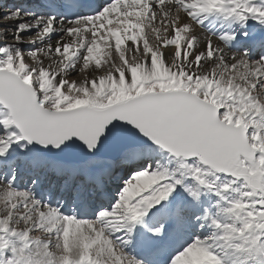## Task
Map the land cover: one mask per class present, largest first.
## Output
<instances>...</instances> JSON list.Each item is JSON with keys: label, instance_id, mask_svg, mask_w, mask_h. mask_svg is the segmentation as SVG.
Masks as SVG:
<instances>
[{"label": "snow or ice", "instance_id": "6c2138e0", "mask_svg": "<svg viewBox=\"0 0 264 264\" xmlns=\"http://www.w3.org/2000/svg\"><path fill=\"white\" fill-rule=\"evenodd\" d=\"M0 264H264V0L0 12Z\"/></svg>", "mask_w": 264, "mask_h": 264}, {"label": "bare ground", "instance_id": "6f19581e", "mask_svg": "<svg viewBox=\"0 0 264 264\" xmlns=\"http://www.w3.org/2000/svg\"><path fill=\"white\" fill-rule=\"evenodd\" d=\"M11 1H16L17 2V0H11ZM29 1V0H28ZM33 6H36V5H39V4H41L42 3V0H30L29 1ZM259 35V34H258Z\"/></svg>", "mask_w": 264, "mask_h": 264}, {"label": "rangeland", "instance_id": "374dc122", "mask_svg": "<svg viewBox=\"0 0 264 264\" xmlns=\"http://www.w3.org/2000/svg\"><path fill=\"white\" fill-rule=\"evenodd\" d=\"M17 2H18V0H17ZM3 9H6L5 6L0 7V12H3ZM73 78H77V77L74 76Z\"/></svg>", "mask_w": 264, "mask_h": 264}]
</instances>
